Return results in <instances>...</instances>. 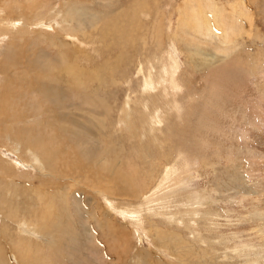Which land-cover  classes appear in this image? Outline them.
Returning a JSON list of instances; mask_svg holds the SVG:
<instances>
[{"label": "rangeland", "instance_id": "1", "mask_svg": "<svg viewBox=\"0 0 264 264\" xmlns=\"http://www.w3.org/2000/svg\"><path fill=\"white\" fill-rule=\"evenodd\" d=\"M0 264H264V0H0Z\"/></svg>", "mask_w": 264, "mask_h": 264}, {"label": "bare ground", "instance_id": "2", "mask_svg": "<svg viewBox=\"0 0 264 264\" xmlns=\"http://www.w3.org/2000/svg\"><path fill=\"white\" fill-rule=\"evenodd\" d=\"M195 1H196V0H195ZM34 4H35V3H34ZM34 4H32V5H34ZM36 5H37V4H36ZM34 6H35V5H34ZM34 6H33V7H34ZM33 7H32V8H33ZM35 7H37V6H35ZM37 8H38V7H37ZM35 9H36V8H35ZM198 9H199V7H198ZM200 9H201V8H200ZM200 9H199V10H200ZM69 10H70V9H69ZM76 11H77V10H76ZM192 11H194V10H192ZM242 11H243V10H242ZM195 13H196V11H195ZM195 13H194V14H195ZM70 14H71V13H70ZM190 14H191V13H190ZM198 15H199V13H198ZM194 16H195V15H194ZM189 17H190V16H189ZM199 17H200V16H199ZM186 18H187V17H186ZM204 19H205V17L203 18V20H204ZM190 20H193V19H190ZM203 20H202V19H199L198 21H196V22H197L196 24H197V27H198V28L203 26V24H204V21H203ZM219 21H220V20H219ZM206 22H208V21H206ZM194 23H195V22H194ZM222 29H223V30H222ZM222 29H221V30H222L223 32L226 33V31H227L226 28H225V29L222 28ZM73 68H74V67H73ZM73 68H72V69H73ZM74 69H75V68H74ZM74 69H73V70H74ZM74 71H75V70H74ZM74 74H75V72H74ZM77 76H78V75H77ZM94 76H96V75H94ZM97 76H98V75H97ZM74 80H75V82H78V81H77L78 79L75 78ZM11 88H12V87H11ZM13 88H14V87H13ZM53 88H54V87H53ZM16 91H17V90H16ZM17 92H18V91H17ZM57 95H58V93H57ZM55 98H56V96H55ZM55 98H54V99H55ZM96 99H97V98H96ZM97 100H98V99H97ZM48 102H49V100H48ZM95 102H96V100H95ZM55 103H56V102H55ZM55 103H54V104H55ZM101 103L104 104V100H101ZM98 105H99V104H98ZM61 106H62V105H61ZM60 113H62V112H60ZM61 116H62V115H61ZM59 117H60V116H59ZM61 121H62V119H61ZM97 123H99V122H97ZM97 123H96V124H97ZM99 124H101V123H99ZM102 128H103V126H102ZM101 130H102V129H101ZM3 131H4V130H3ZM95 132H96V131H95ZM7 135L10 136L9 134H7ZM25 138L28 139L29 142H30V141H32V142L35 141V143H36V140L33 139L32 137H31L32 139H30L28 136H26ZM61 138H62V137H61ZM9 140H12V138H9ZM25 142H26V141H25ZM25 142L20 141V143L18 142V143H15V144H14V145H15V146H14V150L16 151V154H18L17 152H20V150H21V145H22V144L25 145ZM26 143H27V142H26ZM27 144H28V143H27ZM39 144H40V143H39ZM37 145H38V143H37ZM40 151H41V150H40ZM40 151H39V152H40ZM27 152H28V155H29L30 160L32 161L31 163H32L36 168H38L39 171H40L41 173H43L45 167H44L43 162H41L42 159L39 158V156H38V154L36 153V151L33 150L32 148H29V147H28ZM44 152H46V151H43V153H44ZM48 153H49V152H48ZM40 154H41V152H40ZM50 156H51V155H50ZM96 157H97V156H96ZM50 158H51V157H50ZM97 160H98V159H97ZM52 162H53V161H52ZM102 162H103V161H102ZM104 164H106V161H104ZM37 165H38V166H37ZM106 165H107V164H106ZM10 169H11V168H10ZM10 169H9V170H10ZM108 169H109V168H108ZM5 172H6V171H5ZM5 172H4V173H5ZM166 172H167V171H166ZM166 172H165V173H166ZM41 173H40V174H41ZM48 173H49V172H48ZM118 173H120V172H118ZM58 174H59V173H57V175H58ZM120 174H121V173H120ZM49 175L54 176L53 174H49ZM83 175H84V174H83ZM86 175H87V174H86ZM168 176H169L168 173L164 174L162 180H159V181H158V183H159L158 186L162 185L163 182H164V180H165ZM55 177H56V176H55ZM85 178H87V176H85ZM87 182H88V181H87ZM40 194H45V193L40 192ZM40 197H41V196H40ZM40 197H39V198H40ZM9 200H10V199H9ZM10 207H11V206H10ZM9 209H10V208H9ZM49 209H50V207L47 206V210H49ZM10 210H11V209H10ZM10 212H11V211H10ZM51 213H52V212H51ZM105 213H106V212H105ZM107 213H108V212H107ZM108 214H109V213H108ZM45 217H46V216H45ZM23 218H24V217H23ZM20 220H21V219H20ZM44 220H45V219H44ZM22 221H23V220H22ZM43 222H44V221H42L40 224L37 223L38 225H37V224L34 225V226L37 227L36 230L41 231V232L43 231L42 228H43V226H45V225L43 224ZM101 222H102V221L98 220V223H99L100 225H101ZM42 224H43V225H42ZM38 226H39L40 229L38 228ZM33 228H34V227H33ZM154 231H155V230H154ZM166 234H167V233H166ZM160 235H161V234H160ZM55 239H57V238H55ZM48 242H49V241H48ZM175 243H176V242H175ZM46 253H47V252H46ZM57 254H58V253H57ZM44 256H45V255H44Z\"/></svg>", "mask_w": 264, "mask_h": 264}]
</instances>
